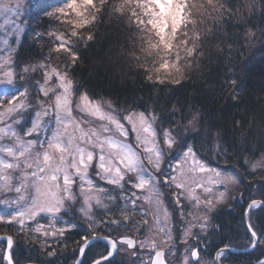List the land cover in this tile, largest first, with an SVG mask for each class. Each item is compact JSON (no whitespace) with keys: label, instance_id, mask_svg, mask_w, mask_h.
Masks as SVG:
<instances>
[{"label":"snow or ice","instance_id":"obj_1","mask_svg":"<svg viewBox=\"0 0 264 264\" xmlns=\"http://www.w3.org/2000/svg\"><path fill=\"white\" fill-rule=\"evenodd\" d=\"M23 7L22 0H0V12L5 14L20 17ZM257 7L255 0H243L239 7L231 8L227 0H54L40 8L45 27L43 32L34 30V39L47 41V51L39 58L16 61L12 59L15 50L9 47V56L0 57V95L12 97L11 107L0 111V193L11 194L0 200L5 206L0 211V226L17 228L15 237H4L9 264H19L13 259L14 244L28 247L43 240L40 248L46 249L48 237L63 239L81 220L87 225V234L81 235L74 250L78 257L74 264H85L87 252L94 247L103 248V252L90 264H137L140 251L146 248L155 252L154 264H167L164 249L156 250V235L163 236L161 243L178 264H208L202 259L208 245H201V237L207 240L210 227H217L209 214L230 195L228 185L239 186L244 175L236 165L210 167L197 157L188 139L203 134L225 160H232L234 156L224 148L226 130L204 127L201 113L191 109H187L189 119L183 105L163 108L140 97L120 108L116 106L119 101L106 96L94 99L79 81H73L68 69L76 67L82 48L95 43L91 29L107 18L126 29H117L126 39L114 44L107 57L118 79L126 75V69H135L151 87L181 86L206 59L207 41L215 38V29L206 27L210 18L216 27L223 21L239 20L233 25L237 30L222 41L226 51L253 41L264 46V28L253 31L247 27ZM259 7L264 15V0ZM11 22L19 35L20 25ZM201 25H205L203 31ZM85 32L87 35H82ZM36 75L39 80L32 79ZM227 87L229 99L239 103L242 89L237 79H230ZM26 122L30 127H25ZM48 125L52 127L48 129ZM242 127V122L235 120L231 130ZM42 129L50 132L43 140L39 138ZM130 137L134 143L129 142ZM250 150L247 136H242L233 148V153H238L237 164L249 168L248 175L264 172V154L251 163L245 156ZM175 151L182 152L186 161L191 158L187 173L179 163H165ZM167 168L178 175H167ZM90 171L121 191L128 185L131 193L121 197L126 201L124 207L117 206L115 211L105 207L112 213L108 219L97 221L91 214L92 204L101 205L104 195L113 201L116 197L95 184ZM207 173H211L207 184L194 180L195 187L208 194L204 200L178 179ZM218 186L224 190L214 191ZM163 197L185 225L177 227L175 235L169 226L172 212L163 205ZM145 202L155 204L154 214L145 209ZM188 207L202 214L193 216L185 211ZM257 211L264 213V199H251L245 210V246L251 249L264 246V224L257 229L251 219ZM44 213L50 219L47 228L37 220ZM186 215L191 222L185 221ZM120 228H127L130 234H119ZM142 232L147 233L144 239H133ZM232 247L226 238L222 240L211 264H224ZM176 249H181L179 255ZM47 255L54 256L55 251Z\"/></svg>","mask_w":264,"mask_h":264},{"label":"trees","instance_id":"obj_2","mask_svg":"<svg viewBox=\"0 0 264 264\" xmlns=\"http://www.w3.org/2000/svg\"><path fill=\"white\" fill-rule=\"evenodd\" d=\"M53 2L54 0L30 1V8L26 15V29L16 51V61L39 58L41 52L47 51L48 42H37L34 39V30L44 31L45 21L40 15V8ZM255 2L258 7L247 24V27L252 28L253 31L257 27L264 28V15L261 14L259 7L260 0ZM241 3L243 0H227V6L230 8L233 5L239 7ZM37 16L39 20L36 19ZM238 22V19L223 21L219 27H216L213 20L209 19L206 27L215 29V38L207 41L206 59L199 62L200 67L192 74L191 79L181 86L151 87L144 80L143 74L135 69H126V75L118 79L116 70L107 57L112 55L109 50L114 44L126 39L117 29L124 31L126 29L122 23L107 18L91 29L95 33V43L81 49L80 60L76 67L69 68L68 71L73 81H79L85 89L89 90L92 98L106 96L119 101L116 106L120 108L127 107L126 102L130 103L133 99L142 97L146 103H158L163 108H170L173 104L177 107L183 105L185 115H188L187 109L200 112L203 116L200 123L204 127L226 130L224 148L234 158L225 160L222 154L213 149L203 134L196 139L189 138L188 143L191 142L197 155L211 165L224 167L236 165L244 175V181H253V197L264 198L262 195L264 172L257 171L254 175H248L249 169L243 163L237 164L235 157L238 153H233V148L239 139L247 136L252 149L245 153L249 161L257 162L264 154V46L259 41H253L247 46L235 45L231 52L226 51L222 41L226 35L237 30L233 28V25ZM204 29L205 25H201V30ZM239 31L242 32L243 29ZM230 79H237L241 85L239 103H234L228 97L230 89L227 87V82ZM188 118L190 119L191 116L188 115ZM235 120H240L243 127L232 131ZM247 185L249 190L252 183L243 184L244 188ZM68 219L69 217H65L66 221ZM39 222L47 223V219L44 218L43 221L41 218ZM81 225L87 226L85 222Z\"/></svg>","mask_w":264,"mask_h":264},{"label":"flooded vegetation","instance_id":"obj_3","mask_svg":"<svg viewBox=\"0 0 264 264\" xmlns=\"http://www.w3.org/2000/svg\"><path fill=\"white\" fill-rule=\"evenodd\" d=\"M252 183V187L248 190V185L244 188L243 184ZM206 198V197H203ZM251 199L261 200L264 198L253 197V181H243L239 184L236 190V195L232 198H229L224 205H221L216 209L211 215L212 224L216 225L215 229L210 227L211 234L208 236L207 240L201 237V245L207 244L208 247L205 253H202L203 261L211 264L213 260V253L215 251L216 245L220 244L222 240L226 238V241L232 244V252L230 258L224 261V264H257L258 260H264V246H257L255 249L246 247V218L245 210L248 203ZM2 205L0 204V210ZM186 212H189L187 209ZM175 216H179L177 213ZM186 219H189L191 222V217L185 216ZM47 219V218H46ZM139 219V218H138ZM180 219V217H179ZM252 222L255 227L259 229L262 224H264V213L254 212L251 214ZM65 220V217H64ZM44 221V219H43ZM66 221V220H65ZM186 221V220H185ZM82 222H79V227L68 233L64 234L63 239L53 238L55 243L48 245L49 237L47 238L46 249L40 248V242L43 243V240H37L35 244L31 246L24 245H15L14 244V253L13 259L18 261L19 264H74V261L78 258L74 250L78 247V244L81 239V235L87 234V226H82ZM48 223V221H47ZM43 223V224H47ZM175 223V222H174ZM49 224V223H48ZM62 226L59 224L57 227ZM185 225L179 222L177 227H183ZM176 227V228H177ZM17 228L15 226H0V236L3 237L0 239V260L1 264H9L7 259V240L4 237L12 235L15 237ZM119 234H130L127 228H120ZM175 235V231L173 232ZM146 232H142L138 236H133V239L140 240L144 239ZM159 239L163 240V236L159 235ZM158 248H161L165 251V256L163 259L167 264H178L176 261V256L168 254L167 246L161 242H157ZM57 247L59 249H57ZM55 251L54 256H48L47 252ZM181 249H176V255L180 254ZM103 252V248H92L87 252V257L85 258V264H90L92 259H99V254ZM130 257V254H129ZM155 261V252L150 249H142L140 251L139 258L137 259V264H154Z\"/></svg>","mask_w":264,"mask_h":264},{"label":"rangeland","instance_id":"obj_4","mask_svg":"<svg viewBox=\"0 0 264 264\" xmlns=\"http://www.w3.org/2000/svg\"><path fill=\"white\" fill-rule=\"evenodd\" d=\"M30 1L31 0H22L24 7L21 10V16L20 17H16V16H13L11 14H5L3 12H0V57L7 58L9 56L8 48L11 47L12 49L15 50L14 53L12 54V59L15 60L16 51L18 50V46H19V44H20V42L22 40L23 33H24L25 29H26V15H27V13L29 11V8H30L29 7L30 6ZM13 2H14V0H13ZM21 20L23 21V23H21ZM11 21H15V24L20 25L22 31L19 33V35H17L15 27H14V25H13V23ZM57 28L59 29L60 26L57 27ZM18 38H19V43L16 42ZM5 41L7 43H4ZM16 71L19 72L20 69L17 68ZM32 79L39 80L40 76L36 75V76L32 77ZM29 90L31 91V88ZM2 91L3 90L0 89V92H2ZM11 99H12V97L9 94L0 95V111H5L7 108L11 107V105L9 104V101ZM5 119L7 120V117ZM0 126H2V125H0ZM92 126H94V125H92ZM25 127L26 128L30 127V123L26 122L25 123ZM51 127H52V125H48V129H50ZM48 129H42L40 131L39 138L41 140L46 139L48 137V135H50V132H49ZM129 142H133L134 143V137H130L129 138ZM5 143H9V141H5ZM188 144L192 145L191 142H189ZM193 149H194V147H193ZM194 151H195V149H194ZM196 155H197V153H196ZM197 157L202 159L198 155H197ZM190 159L191 158H188V160L186 161L185 159L182 158V152L175 151L170 157H167L165 159V163H170L172 165H175V164L179 163L182 166L183 170H185V172L187 173V170L189 168ZM204 162L207 163L212 168H225L224 166L211 165L208 161H205V160H204ZM254 163H256V162H254ZM165 172H166L167 175H178V174L174 173V171L171 168L165 169ZM89 175L93 179L95 184L101 185L105 189H108L111 192V195L113 197H116V199L113 201V200L108 199L107 195H104V196H101V201H102L101 205H96L94 202L92 204V213L91 214H92V216L94 218L97 219V221H99L101 218L108 219V218H110L112 213L106 212L105 211V207L113 209L114 211H115L117 206L124 207L126 201L121 199V197L122 196L131 195L130 191H128V185H125V190L121 191L116 186L108 185L104 181H101L99 178H97L95 176L94 172L90 171ZM210 178H211V173L195 174V175L186 174L184 176H178V179H180L183 182H185V184L187 185L189 190L195 189V194L199 195L201 200H204V199L208 198V194L202 192L201 189L196 188L195 184H194V180H201L205 184H207ZM237 187L238 186H234L232 184H229L228 188L230 190V195H228L222 203L218 204L216 206V208L209 215H211L216 209L221 207V205H224L226 203V201L229 200V198L234 197L236 195ZM213 190L214 191H223L224 189H223V187L218 186L217 188H214ZM136 191H137V195L141 194L140 190H136ZM10 197H11V194H9V193H0V200L6 199V198H10ZM203 197H206V198H203ZM162 200H163V205L168 207V211L169 212H172L171 222H170L169 226L173 228V232H174L176 227H177V224L179 222H181V221L179 219V216H175L174 217L175 212L172 211V206L169 203L167 197H163ZM138 203H140V201H138ZM1 205H2V209L0 211H2L4 209V207H5L3 204H1ZM144 207H145V209L147 211H149L150 213L154 214V210H155V204L154 203L153 204H148V203L145 202ZM187 210L189 212H191L193 216H199V215L202 214L200 211L195 210L192 207H188ZM161 214H162V210H161ZM42 217H43V219L47 218L48 223H50V219H49L48 214L44 213V214H42ZM136 218L137 219L140 218L139 215H137ZM40 219H41L40 217L37 218L38 222H39ZM185 220L188 221V222L190 221L189 219H186V218H185ZM48 223L44 224L46 228L48 226ZM41 224H43V223H41ZM57 226L58 225H56V227ZM53 238H57V237H51L50 236L49 237L50 240L48 241V245L51 246L52 243L56 242V241H53ZM155 239H156V242H158V241L161 242L162 241L161 239H159V235H156ZM40 244H42V243L40 242ZM1 263H2V261L0 260V264Z\"/></svg>","mask_w":264,"mask_h":264},{"label":"water","instance_id":"obj_5","mask_svg":"<svg viewBox=\"0 0 264 264\" xmlns=\"http://www.w3.org/2000/svg\"><path fill=\"white\" fill-rule=\"evenodd\" d=\"M1 238H3V237L0 236V239H1ZM7 255H8V248H7Z\"/></svg>","mask_w":264,"mask_h":264}]
</instances>
